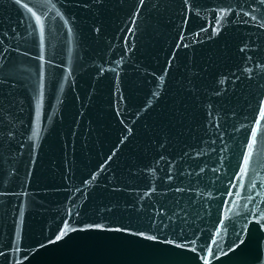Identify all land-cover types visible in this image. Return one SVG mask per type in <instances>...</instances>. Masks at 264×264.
Wrapping results in <instances>:
<instances>
[{"label": "water", "instance_id": "water-1", "mask_svg": "<svg viewBox=\"0 0 264 264\" xmlns=\"http://www.w3.org/2000/svg\"><path fill=\"white\" fill-rule=\"evenodd\" d=\"M206 262L264 264V0H0V264Z\"/></svg>", "mask_w": 264, "mask_h": 264}, {"label": "snow or ice", "instance_id": "snow-or-ice-1", "mask_svg": "<svg viewBox=\"0 0 264 264\" xmlns=\"http://www.w3.org/2000/svg\"><path fill=\"white\" fill-rule=\"evenodd\" d=\"M37 19H39V18H37ZM64 234H65V233H64L63 230H62L61 233H60V235H58V236L56 237V239L59 240ZM206 264H207V262H206Z\"/></svg>", "mask_w": 264, "mask_h": 264}]
</instances>
